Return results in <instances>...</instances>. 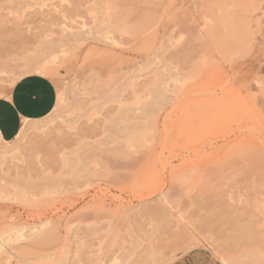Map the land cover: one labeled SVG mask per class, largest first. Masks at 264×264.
I'll use <instances>...</instances> for the list:
<instances>
[{
	"label": "rangeland",
	"instance_id": "rangeland-1",
	"mask_svg": "<svg viewBox=\"0 0 264 264\" xmlns=\"http://www.w3.org/2000/svg\"><path fill=\"white\" fill-rule=\"evenodd\" d=\"M0 59L57 86L0 153V264H264V0H0Z\"/></svg>",
	"mask_w": 264,
	"mask_h": 264
},
{
	"label": "crops",
	"instance_id": "crops-1",
	"mask_svg": "<svg viewBox=\"0 0 264 264\" xmlns=\"http://www.w3.org/2000/svg\"><path fill=\"white\" fill-rule=\"evenodd\" d=\"M56 103L55 81L40 74L26 75L12 87L0 91V133L3 139L13 140L26 121L45 118Z\"/></svg>",
	"mask_w": 264,
	"mask_h": 264
},
{
	"label": "bare ground",
	"instance_id": "bare-ground-1",
	"mask_svg": "<svg viewBox=\"0 0 264 264\" xmlns=\"http://www.w3.org/2000/svg\"><path fill=\"white\" fill-rule=\"evenodd\" d=\"M9 47V46H7ZM2 51V50H1ZM11 51V50H10ZM55 60V57H54ZM7 62V61H5ZM3 63V61L0 59V79L7 77L10 80H12L14 83L21 79L22 77L29 75V74H40L46 76L47 74H50L54 70V66L52 62L49 60H37V62H15L13 65L6 63ZM19 67L18 71H12L13 68ZM24 123L23 127L21 128L19 134L13 139V140H5L3 139L1 133H0V143H5V147H0V153L3 155H6L8 152L18 150L20 148V140L25 135L26 131L31 126H28ZM25 133V134H24ZM171 232V231H170ZM169 234V233H168ZM183 234V233H182ZM195 235L191 232H186L185 235H182L179 237V235H171L167 237L164 240L153 242L149 244L145 249L146 253H148L149 259H143V263H149V264H172L174 261H176L174 255H169L173 252L172 246H175L176 244H184L185 251H188L192 249L194 246L197 245V240H195ZM198 242H200L198 240ZM197 247V246H196ZM178 254H180L178 252ZM177 254V255H178ZM142 261V260H141Z\"/></svg>",
	"mask_w": 264,
	"mask_h": 264
}]
</instances>
